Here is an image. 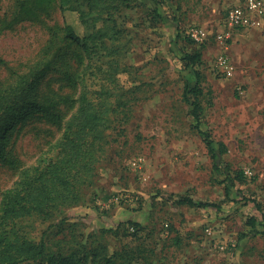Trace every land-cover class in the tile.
Instances as JSON below:
<instances>
[{"label":"rangeland","instance_id":"obj_1","mask_svg":"<svg viewBox=\"0 0 264 264\" xmlns=\"http://www.w3.org/2000/svg\"><path fill=\"white\" fill-rule=\"evenodd\" d=\"M236 2L73 0L76 10L63 12L55 0L41 21L10 24L15 0H0V87L44 56L52 29L67 22L87 36L88 49L75 46L81 65L66 57L43 84L45 93H87L103 118V138L94 150L98 160L81 184V200L57 213L71 225L65 239L78 241L79 256L94 238L109 243V252L122 241L135 246L137 239L153 250V264H264V32L246 42L240 61L234 49L239 42H229L233 76L214 69L222 51L214 34ZM189 26L212 35L193 43L184 37ZM250 49L260 56L245 60ZM195 52L202 55L196 67L188 64ZM250 65L258 74L246 73ZM66 70L81 75L76 93L66 84ZM257 75L258 87L249 81ZM187 88L200 90L192 101L202 107L200 127L215 156L196 128ZM63 131L35 117L14 135L12 151L33 167L58 153ZM19 179L0 159V208L3 192ZM186 197L210 205L180 204ZM252 218L257 230L248 223ZM21 226L20 235L39 243L49 222L31 218ZM53 241L52 251L60 252ZM67 247L63 256L71 252Z\"/></svg>","mask_w":264,"mask_h":264},{"label":"trees","instance_id":"obj_2","mask_svg":"<svg viewBox=\"0 0 264 264\" xmlns=\"http://www.w3.org/2000/svg\"><path fill=\"white\" fill-rule=\"evenodd\" d=\"M54 1L15 0L16 8L10 24L41 21ZM72 1L60 0L63 12L76 10ZM184 37L195 43L188 36ZM86 39L87 36L80 34L74 25L67 22L59 29H52V38L44 56L12 82L0 87V159L20 174L16 185L3 192L0 208V264H19L21 260H46L48 264H153L150 256L153 250L137 239H134L135 246L131 247L122 241L120 249L109 252V243L104 244L94 238L91 248L83 257L79 256L75 251L78 241L74 243L75 240L65 239L64 232L71 225L66 227L65 219L57 218V213H61L63 208L81 200V184L88 180L89 172L98 160L94 150L97 141L101 144L104 123L102 116L91 107L87 93H82L78 98L74 94H55L54 90L45 93L43 84L66 57L76 59L81 65L83 58L75 46L83 45L88 49V44L83 43ZM201 56V52L188 55V64L198 66ZM64 77L67 86L76 93L81 75L79 77V74L66 70ZM199 92L187 88L185 99L193 107L191 113L196 120V128L205 135L200 127L202 107L197 100L192 101V97H199ZM78 103V110L68 114ZM35 117H42L64 131L55 156L42 159L33 167H26L13 153L12 141L20 128ZM205 140L215 156V148L207 135ZM179 203L194 207L210 205L187 197L179 200ZM31 218L49 222L39 243L19 234L22 222ZM257 222L252 218L248 223L253 230H257ZM59 235L62 237L53 241V237ZM52 241L60 252L52 251ZM65 244L71 251L69 256L62 255Z\"/></svg>","mask_w":264,"mask_h":264},{"label":"built area","instance_id":"obj_3","mask_svg":"<svg viewBox=\"0 0 264 264\" xmlns=\"http://www.w3.org/2000/svg\"><path fill=\"white\" fill-rule=\"evenodd\" d=\"M262 27H264V0H237L227 10L222 27L214 34L222 49L216 57L214 69L226 77L233 76L236 66L228 53L229 42L240 32ZM184 34L197 44L205 43L212 35L207 28L202 26H189ZM137 163L140 161H137L136 165ZM245 173L252 174L250 169H246Z\"/></svg>","mask_w":264,"mask_h":264},{"label":"crops","instance_id":"obj_4","mask_svg":"<svg viewBox=\"0 0 264 264\" xmlns=\"http://www.w3.org/2000/svg\"><path fill=\"white\" fill-rule=\"evenodd\" d=\"M252 33H245V34H241V33H238L237 35H236V37L234 38V42L235 43H237V42H239V44L237 43V44H235V51L237 52V50H238V52H239V54H238V52H237V55H238V58H239V61L241 60V49H245V44H246V42H248L249 40H251L252 38H254L255 36L257 37V36H259V35H263L262 34V32H264V27H262V28H260V29H254V30H250ZM258 33H260L259 35H257ZM234 44H233V46H234ZM253 54H256V58L258 57V56H260V52H259V50H253V49H250V51H248V54H245L244 56H245V60L246 59H250L252 56H253ZM245 71H246V73H248V74H258V71H259V69H258V67H256L255 65H250V66H248V67H246V69H245ZM249 81H253V83L258 87V86H260L262 83L260 82V80H259V77H258V75L257 76H250L249 77ZM264 89V88H263ZM135 219V218H134Z\"/></svg>","mask_w":264,"mask_h":264}]
</instances>
